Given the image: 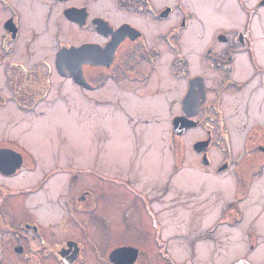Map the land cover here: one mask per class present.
<instances>
[{"label":"flooded vegetation","instance_id":"obj_1","mask_svg":"<svg viewBox=\"0 0 264 264\" xmlns=\"http://www.w3.org/2000/svg\"><path fill=\"white\" fill-rule=\"evenodd\" d=\"M157 1L50 0L45 3L44 0H0V244L8 243L6 252L12 253L19 262L87 264L86 258L90 256L98 264H149L148 256L139 245L125 242L105 249L100 247L99 238L82 219H93L98 214L99 220L102 203L96 191L79 189V183L75 182L86 174L111 184L112 188L121 186L141 202L154 231L156 251L164 264H180L171 251V242L180 239L191 242L189 256L183 264H196L197 244L209 241L213 230H205L202 236L192 239L193 233L188 226L187 234L164 236L165 223L159 218L161 212L155 202L159 194L155 200H149L148 193L135 185L140 177L138 171L130 174L131 170L115 155L109 162L111 169L106 171L99 169L97 160L104 159L103 154H94V165L86 167L82 155L76 154L73 163L68 153L62 152L63 145L67 144L63 121L79 128L83 124L84 107L70 108L68 102V97L75 96L74 90L79 93L77 98L85 99L95 109L109 108L110 115H122L118 121L111 119L107 125L99 118L95 120L100 134H108L109 144L116 143V135L124 130L121 119H125L133 139L146 138L147 127L152 124V118L158 116L155 117L154 109H148L145 98L152 97L149 103L155 104L161 114L166 113L164 102L168 103V98L158 94V83L150 90L152 78L159 75L162 62H168L172 80L182 85L178 84L174 90L171 88L177 97L167 112L173 137V176L180 175V168L191 152L198 157L200 166L213 175L230 173L236 190L232 203L264 186V160H261L264 158V93L261 87L254 94L245 95L252 84L258 87L259 81L264 82L262 78L256 81L259 71L264 69L259 65L264 64V45L252 40L257 30L254 26L251 29L248 16L264 9V0H255L252 9L250 0H234L247 20L237 15L242 24L231 29L217 26L221 19L228 21L225 18L228 0H215L218 6L214 0H159V4ZM43 7L46 9L41 13ZM37 14L43 18V30L51 36V58L34 60L38 53L35 50L46 49L48 45L45 37L35 44L40 33L35 25ZM118 14L127 18L119 20ZM208 17H213L214 25ZM194 24L203 34L200 41H195ZM152 25L159 28L164 25V31L156 35L155 42L148 34ZM79 34L85 37L75 43ZM65 36L74 41L66 40ZM188 46L202 49L193 59L187 51ZM110 84L119 92L112 90ZM102 91L110 96L101 100ZM130 96L135 100L122 99ZM234 96L240 99L241 109L240 105L233 104ZM76 103L80 105L81 101ZM131 113L138 116L137 120ZM14 114L20 117L14 119L18 115L13 116L12 120ZM21 117L28 118L26 126L20 123ZM53 121L57 132L64 136L57 137L53 149L56 151L48 156L25 148L36 143L33 139L23 141L18 136L1 135L4 126L17 132L22 127L34 130L50 126ZM154 121L160 124L159 120ZM240 128L243 137L235 140L234 132ZM199 131L204 137L189 143L188 138ZM240 139L242 153L238 155L236 144ZM49 145H52L50 140ZM37 149L43 152L45 146ZM244 155L251 162L247 168L241 160ZM75 165L77 167L73 168ZM223 179L226 178L206 177L208 182H220L221 186ZM258 202L260 206H255L252 230L246 235L250 241L247 254L260 258L264 248V196ZM87 203L89 207L86 208ZM177 208L175 204L165 210L174 212ZM235 213L227 209L217 225L235 229L229 228V224L237 226ZM53 217L58 223H49ZM60 224L72 227L71 236L59 229ZM125 225L130 226L127 222ZM53 227L59 229V235ZM123 228L126 231V227ZM2 247L0 257H4ZM201 251L204 253L203 248ZM121 253L122 261L117 257ZM234 264L250 263L239 259Z\"/></svg>","mask_w":264,"mask_h":264},{"label":"rangeland","instance_id":"obj_2","mask_svg":"<svg viewBox=\"0 0 264 264\" xmlns=\"http://www.w3.org/2000/svg\"><path fill=\"white\" fill-rule=\"evenodd\" d=\"M44 1L45 3H47L50 0ZM165 1L171 2V0ZM228 2L233 8L232 14L234 16L231 20H228L227 22L223 21L220 18L221 22L219 23L218 21L217 26H226L230 29L238 28V26L242 24H240V19L242 18V20L244 21H246L247 19L244 18V14H241L239 12L234 0H228ZM157 3H160L159 0L157 1ZM214 3L218 6L215 0ZM255 3V0H250L249 7L252 9ZM45 9L46 8L43 7L40 12H44ZM34 12L37 13L36 11ZM237 15H239L241 18L238 19L239 17H237ZM248 16L250 17L251 29L254 26L256 27L255 30H257L254 34H252V40L254 42L258 41L260 44L264 45V9H261L257 13ZM110 17L114 18L111 15ZM202 17L206 23L207 21L205 16ZM118 18L119 20H122L127 17L125 15L120 16L118 14ZM42 19L43 18L37 14L35 19V25H37L38 31L40 33L39 35H37L38 38L35 44L40 42L43 39L42 37H45L46 44L48 45L46 49L44 48L39 50L37 48L38 50H35L38 51V53L34 57V60L46 57L51 58L53 54V43L51 41V36L47 35L45 29L43 30ZM208 21L214 25L213 17H208ZM206 25L208 26L209 24L206 23ZM152 26V29L148 30V34L150 40L155 42L154 40L156 39V35L164 31V25L160 28L156 25ZM193 27L196 33H194L196 37L195 41H200L202 39L201 37L203 36V34H201V30L196 24H194ZM68 37L69 36H65V39L74 41L73 39H69ZM84 37L85 36L83 34H79V39L74 42H79ZM200 49H202V47L200 46H188L187 51L189 54H191V58L194 59L197 55V51H199ZM259 65L261 66L260 68L264 67V64L262 63H260ZM169 69L170 67L168 65V62H162L159 65V75L155 74L153 76L150 88V90L152 88H155L156 83H158V94L164 95L166 98H168V103L164 102V104L166 103V113L161 114L155 104L149 103L152 97L145 98L148 109H154L156 114L155 117L158 116V118H152V124L147 127L149 131L147 130L148 132L146 134V138L142 139L141 141H136V138L133 139V136L128 130L129 127L128 125H126L125 119H121L123 125L122 129L124 130H121V135H116V143L113 142L109 144L107 142L108 134H100L101 129L95 126V120L99 118L98 120H101L104 124L106 122L107 125L109 124V121L111 119H115L116 121H118L122 117V115L119 113H115L114 116L110 115V113H108L107 111L109 108H99V111L92 107L91 104L87 103L85 99L81 100V98H77V96L80 97L77 91H72L75 96L71 95L70 97H68V102L70 103V108L84 107L83 124L79 128L63 121V126L65 128L63 132L67 139V144L63 145L62 152H67L68 158L73 163L76 154L82 155L83 166L86 167H92L94 165V154H103L104 157L102 158L104 159H97L100 170L111 169L109 162H111L110 159H114H112V156L115 155L118 156L117 159H120V161L124 163L127 169L131 170L130 174H134L136 173V171H138L140 173V177H138V182H135V185L139 187L142 191L148 193L149 200H155V197L159 194V200H155V202L157 203L156 206H159V211L161 212L159 218L165 223L166 231L164 233V236L172 237L176 234H187V232H189L188 226L190 232L193 233L191 236L192 239L202 236L203 233H205V230H213L214 234L211 236L209 241L200 242L197 244V257L195 258L196 264H234L239 259H243L245 262L247 261L250 264H252V262L257 264H264V248L259 254L261 255L260 258H257V256L253 254H247V250L250 245L249 237H247V235H249L250 231L252 230V219L254 216L255 206L258 204L257 207L259 208L260 204L258 200L260 197L262 198V196H264V186L259 187L256 191H254L253 189L252 193L246 194L243 197H239L235 202L232 203V201L236 197V190L234 181L230 173L222 174L220 176L213 175L209 170H205L200 166L198 157H196L191 152L188 153L189 155L187 157V161H184L182 167L180 168V171H182L180 175L173 176V173L175 172L174 162L172 159L173 142L171 140L173 137L170 135L168 124L170 114L167 112L168 110H170L171 107L169 105L172 104L173 99L177 97V95L173 93L175 92L173 91V88L180 83L174 82L172 80ZM197 72L198 70L195 71V73ZM260 75H262V77ZM259 78L264 79V69H261L259 71V75L257 76L256 81L259 80ZM258 83V87H254V84H252V87L249 88L245 95L249 96L251 94H254L255 90L257 92L261 89V87L264 93V82L261 83L259 81ZM181 86L182 85L180 84V87ZM109 87L112 88V90H115V92H117L116 90L118 88H115L114 85L110 84ZM100 94L101 100L110 96L109 94H107V92L103 94V91L100 92ZM148 94L149 92L147 93V95ZM122 99L125 101H128L129 99L135 100L133 96L125 97V99ZM232 99L233 104L237 106L240 105L239 109H241L242 104L240 103V99L235 98V96ZM76 101H81V104H77ZM162 101H165V99L162 98ZM63 108L65 107L63 106ZM130 111L133 112V109H131ZM231 113L234 114L233 112ZM16 115L18 114L12 115V120L13 116ZM74 116L75 115H73L71 119H74ZM107 116L110 117L105 118ZM131 116H133L134 119L137 120L136 118L138 116L136 114L131 113ZM19 117L20 115L14 117V119ZM238 117H240V115L237 116V120L239 119ZM20 120V123H23V126L27 125L28 118L21 117ZM154 120H159L160 124L156 123V121ZM54 122L55 121H53L50 126H42L34 130H28V128L22 127L17 132L15 129L8 130V126H4L1 135L18 136L17 138L22 139L23 141L33 139L36 143H30L26 145L25 148L27 147V149L29 150L34 149L35 152L40 154L44 153V155L48 156L51 153H55L56 151L53 149L57 145V137L64 136L63 134L61 135L59 134V132H57L56 126L53 125ZM164 122L166 124L162 126ZM65 123L68 127H65ZM96 128L99 129V132ZM201 137L204 136L199 131L197 135L192 134L191 137L188 138V141L190 143L194 139ZM242 137L243 130L241 128L236 129V131L234 132L235 140L236 138ZM41 139L45 141V150L43 152L35 148L37 147L38 142ZM48 140L52 141V145L48 146ZM236 151V154L241 155V139L240 142L238 141V144H236ZM105 152L107 154H105ZM138 154L139 158L137 157ZM189 158L193 159V161L190 162ZM241 160L243 161V166H245L246 168L247 165H251V162L248 160L247 155H244L243 157L241 156ZM261 160H264V158ZM95 164H97L96 159ZM97 166L98 165H96V167ZM76 167L77 166L75 165L73 168ZM206 171H209L210 173L205 174L204 172ZM207 175L214 178H218L219 180L222 178L231 180L234 192L231 194L228 193L227 190L220 185V182H208L206 180ZM262 181H264V178ZM75 182L79 183V189L88 188L94 190L101 198L102 203L100 204L99 220L97 219L98 214L97 217L95 216L93 219L89 217L82 218L84 222H87L90 231L93 230V234L97 238H99L98 240L100 241V247L105 249L114 245H120L122 243L129 242V244L132 243L135 245H139L144 249L146 255L148 256L149 264H164V261H162L156 251V247L153 242L154 231L151 227L149 218L145 216V212L140 201L134 199L131 195L127 194L121 186H119L118 188H112L111 184L99 182L96 179L87 176L86 174H84L81 179L79 178L75 180ZM63 193L64 191L61 192V194ZM260 193L262 195H260ZM58 195L59 194H57V196ZM175 204L176 206H178L176 211L174 210V212H172L165 210L170 205ZM85 207H89V204H85ZM227 209L229 211L235 210V216H238L237 226L229 224V228H231L232 226V228L236 227L235 229H228L224 226L217 225L221 222V216H223ZM54 217L49 222L50 224L51 222L58 223V221L54 220ZM126 222L130 225L129 227L125 225ZM49 223L46 222V224ZM123 227H126V231ZM52 229L55 234L59 235L58 231L59 229H61V231H63L66 236H71L72 227L69 228L64 224H60L59 229H55V227H53ZM127 229L129 230L127 231ZM72 236L75 235L72 234ZM123 238L125 239V241L122 240ZM1 246H3L2 249L4 251V257H0V264H25L19 262V259L15 257L12 253L8 254V252H6L8 250V248L6 247L9 246L8 243L0 244V247ZM201 248H203L204 253L203 251H201ZM190 250V241L180 239L171 242L172 254L174 255L176 261L180 264H183L188 258ZM117 257L120 261H122V253L118 254ZM86 259L87 264H98V262L93 261L90 256H87ZM112 259L114 261L118 260L114 257H112ZM134 261L135 259L133 260V262ZM116 264H122V262Z\"/></svg>","mask_w":264,"mask_h":264},{"label":"bare ground","instance_id":"obj_3","mask_svg":"<svg viewBox=\"0 0 264 264\" xmlns=\"http://www.w3.org/2000/svg\"><path fill=\"white\" fill-rule=\"evenodd\" d=\"M225 10H226V17L225 18H227V20H231L232 17L234 16L232 14L233 8L230 6V3L228 1L225 3ZM141 23L147 24L146 22H143V21H141ZM44 143H45V141L43 140V143L38 144L37 148L41 149V147L44 145ZM189 161L192 162L193 159L189 158ZM221 184L227 190L228 193H230V194L233 193L234 190L231 188V182L229 180H223Z\"/></svg>","mask_w":264,"mask_h":264}]
</instances>
